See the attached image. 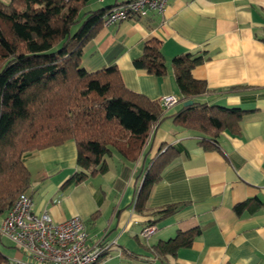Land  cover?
Here are the masks:
<instances>
[{
    "label": "crops",
    "instance_id": "0c3cea01",
    "mask_svg": "<svg viewBox=\"0 0 264 264\" xmlns=\"http://www.w3.org/2000/svg\"><path fill=\"white\" fill-rule=\"evenodd\" d=\"M9 3L10 0H0ZM129 0H90L88 10ZM151 37L161 42L167 74L157 78L136 69L132 60ZM207 52L208 58L192 70L207 91L193 100L247 111L240 133L223 132L217 148L198 145L200 134L173 123L181 107L171 60L184 53ZM82 66L96 71L114 64L125 87L151 100L173 94L177 103L164 113L152 140L135 162L117 150L105 157L107 171L62 188L77 170L73 141L35 150L24 156L30 174L35 212H48L54 221L79 216L90 244L105 251L95 264H264V210L237 216L233 206L257 197L264 202V0H169L163 13L128 18L100 29L83 49ZM172 146L177 157L151 189L146 211L133 204L142 169L159 150ZM173 203H185L173 215L153 224L148 241L139 233L146 212ZM199 228L200 234L175 257L154 255L151 249L177 231ZM6 264L21 254L10 244Z\"/></svg>",
    "mask_w": 264,
    "mask_h": 264
},
{
    "label": "trees",
    "instance_id": "16d2710c",
    "mask_svg": "<svg viewBox=\"0 0 264 264\" xmlns=\"http://www.w3.org/2000/svg\"><path fill=\"white\" fill-rule=\"evenodd\" d=\"M89 1H0V217L30 186V174L24 165L27 153L73 141L77 170L62 188L75 186L105 173V157L111 150L131 162L144 156L164 119L159 100L128 90L114 64L96 71L82 66L84 47L102 29L103 16L119 5L88 10ZM207 58L205 51L172 58L181 107L171 117L174 124L201 135L198 145L213 149L218 147L221 133H240V122L247 111L193 100L207 91L205 82L192 76V70ZM132 65L150 76H165L161 42L154 37L145 40ZM178 153L172 146L161 148L143 167L133 204L136 212L146 211L152 187ZM185 205L173 203L146 212L147 226ZM259 210H264V202L257 197L233 206L237 216ZM199 234L197 227L177 231L168 240L152 245V252L163 258L175 257ZM7 261L0 251V264Z\"/></svg>",
    "mask_w": 264,
    "mask_h": 264
},
{
    "label": "built area",
    "instance_id": "2783aa9c",
    "mask_svg": "<svg viewBox=\"0 0 264 264\" xmlns=\"http://www.w3.org/2000/svg\"><path fill=\"white\" fill-rule=\"evenodd\" d=\"M169 0H129L120 3L103 16L102 27L109 28L128 18H143L149 13L161 14ZM169 94L159 102L164 110L177 103ZM153 225L142 228L139 235L148 241ZM0 238L18 250L20 258L13 264H95L105 251L100 242L90 244L86 226L79 216L56 222L46 212H35L31 196L24 191L0 217Z\"/></svg>",
    "mask_w": 264,
    "mask_h": 264
},
{
    "label": "rangeland",
    "instance_id": "374dc122",
    "mask_svg": "<svg viewBox=\"0 0 264 264\" xmlns=\"http://www.w3.org/2000/svg\"><path fill=\"white\" fill-rule=\"evenodd\" d=\"M8 244H10L9 241L0 238V251L2 253H5L8 250L6 247Z\"/></svg>",
    "mask_w": 264,
    "mask_h": 264
}]
</instances>
